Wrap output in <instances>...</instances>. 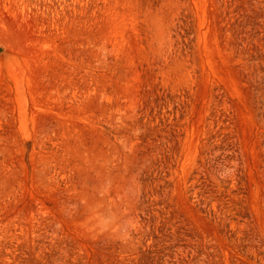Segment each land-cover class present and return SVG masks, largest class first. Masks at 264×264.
<instances>
[{"label":"rangeland","instance_id":"374dc122","mask_svg":"<svg viewBox=\"0 0 264 264\" xmlns=\"http://www.w3.org/2000/svg\"><path fill=\"white\" fill-rule=\"evenodd\" d=\"M0 264H264V0H0Z\"/></svg>","mask_w":264,"mask_h":264}]
</instances>
